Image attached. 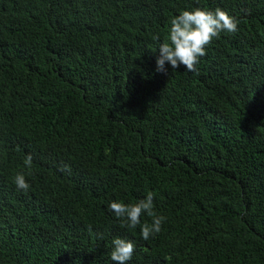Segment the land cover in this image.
Instances as JSON below:
<instances>
[{"label": "trees", "instance_id": "1", "mask_svg": "<svg viewBox=\"0 0 264 264\" xmlns=\"http://www.w3.org/2000/svg\"><path fill=\"white\" fill-rule=\"evenodd\" d=\"M197 7L238 31L158 71ZM149 191L144 240L109 204ZM115 238L127 264H264V0H0V264H115Z\"/></svg>", "mask_w": 264, "mask_h": 264}, {"label": "clouds", "instance_id": "2", "mask_svg": "<svg viewBox=\"0 0 264 264\" xmlns=\"http://www.w3.org/2000/svg\"><path fill=\"white\" fill-rule=\"evenodd\" d=\"M238 23L234 17L220 8L211 11L197 7L193 10L182 11L171 19L168 38L159 45V56L156 60L157 70L165 71L167 63L172 69L183 66L187 72H197L196 66L199 64L200 58L206 55V47L214 39H218L221 32L236 33ZM153 39L159 41L160 38L157 35ZM24 163L29 169L32 167L30 154L26 156ZM61 170L68 169L62 168ZM14 184L18 190L25 193L30 189L23 173L15 176ZM154 198L155 193L149 191L144 199L135 204L126 205L122 202H111L109 210L121 221L122 226L130 229L139 226L142 239L148 240L160 233L162 224L166 220V217L159 216L154 211ZM145 214L152 217L151 224L141 223V217ZM89 230H91L90 226ZM101 238H103L102 235ZM112 244L111 260L115 264H127L133 257L134 243L122 238H115Z\"/></svg>", "mask_w": 264, "mask_h": 264}]
</instances>
